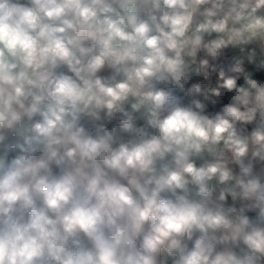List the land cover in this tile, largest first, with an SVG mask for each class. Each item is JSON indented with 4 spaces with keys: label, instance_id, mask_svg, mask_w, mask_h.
Returning a JSON list of instances; mask_svg holds the SVG:
<instances>
[{
    "label": "clouds",
    "instance_id": "1",
    "mask_svg": "<svg viewBox=\"0 0 264 264\" xmlns=\"http://www.w3.org/2000/svg\"><path fill=\"white\" fill-rule=\"evenodd\" d=\"M0 264H264V0H0Z\"/></svg>",
    "mask_w": 264,
    "mask_h": 264
}]
</instances>
